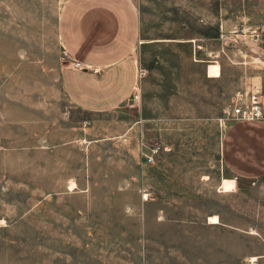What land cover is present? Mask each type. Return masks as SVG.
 <instances>
[{
	"label": "rangeland",
	"instance_id": "obj_1",
	"mask_svg": "<svg viewBox=\"0 0 264 264\" xmlns=\"http://www.w3.org/2000/svg\"><path fill=\"white\" fill-rule=\"evenodd\" d=\"M137 3L135 94L91 116L63 90L62 1L0 0V264H264L223 225L243 226L245 193L258 215L224 150L239 96L264 99V0Z\"/></svg>",
	"mask_w": 264,
	"mask_h": 264
},
{
	"label": "crops",
	"instance_id": "obj_2",
	"mask_svg": "<svg viewBox=\"0 0 264 264\" xmlns=\"http://www.w3.org/2000/svg\"><path fill=\"white\" fill-rule=\"evenodd\" d=\"M61 1L57 26L70 61L61 74L65 94L78 109L91 116L118 110L133 97L139 79L135 55L143 44L145 24L137 0ZM75 61H80L83 68H76ZM79 129L77 141L91 143L90 127L79 125ZM105 139L103 136L94 140L104 144ZM224 153L231 172L257 184L261 194L258 215L248 218L250 196L245 193L248 202L246 199L243 226L230 221H224L223 225L243 231V250L264 253V120L235 121L230 125ZM73 182L78 184V179ZM247 189L251 191L249 187L245 192ZM214 216H218L219 222H210ZM163 217L166 221L165 209ZM211 217V225H222L220 214ZM161 219L157 217L158 221ZM248 262L258 264L259 258L251 256Z\"/></svg>",
	"mask_w": 264,
	"mask_h": 264
},
{
	"label": "built area",
	"instance_id": "obj_3",
	"mask_svg": "<svg viewBox=\"0 0 264 264\" xmlns=\"http://www.w3.org/2000/svg\"><path fill=\"white\" fill-rule=\"evenodd\" d=\"M76 68H83L80 61H75ZM138 70V75H142ZM232 118L237 121H257L264 120V99L261 90L257 87L252 89L246 96H239L232 111ZM149 163L154 162L153 155L146 154Z\"/></svg>",
	"mask_w": 264,
	"mask_h": 264
},
{
	"label": "bare ground",
	"instance_id": "obj_4",
	"mask_svg": "<svg viewBox=\"0 0 264 264\" xmlns=\"http://www.w3.org/2000/svg\"><path fill=\"white\" fill-rule=\"evenodd\" d=\"M74 186V184L72 185V187ZM210 222H213V223H217V222H219L218 221V218L215 216V217H211L210 218ZM253 260H255V259H253ZM249 264H255V262H249Z\"/></svg>",
	"mask_w": 264,
	"mask_h": 264
}]
</instances>
